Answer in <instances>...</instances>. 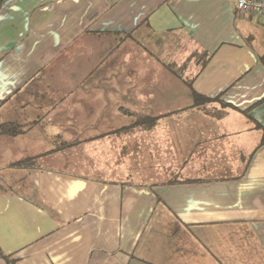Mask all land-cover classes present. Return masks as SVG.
Instances as JSON below:
<instances>
[{"label": "crops", "instance_id": "obj_1", "mask_svg": "<svg viewBox=\"0 0 264 264\" xmlns=\"http://www.w3.org/2000/svg\"><path fill=\"white\" fill-rule=\"evenodd\" d=\"M263 54L236 0H5L0 251L264 264Z\"/></svg>", "mask_w": 264, "mask_h": 264}, {"label": "trees", "instance_id": "obj_2", "mask_svg": "<svg viewBox=\"0 0 264 264\" xmlns=\"http://www.w3.org/2000/svg\"><path fill=\"white\" fill-rule=\"evenodd\" d=\"M4 2L5 0H0V8ZM259 61L261 65L264 67V54L259 58ZM193 101L195 105H199V104L201 105V104L209 103L211 100L208 98L199 97L193 93ZM155 121H156L155 118H139L135 120L133 124L136 126H144V125L147 126L148 122L154 123ZM261 142L264 143V135ZM0 258L4 259L7 264H15V262L9 256L4 255L1 251H0Z\"/></svg>", "mask_w": 264, "mask_h": 264}, {"label": "built area", "instance_id": "obj_3", "mask_svg": "<svg viewBox=\"0 0 264 264\" xmlns=\"http://www.w3.org/2000/svg\"><path fill=\"white\" fill-rule=\"evenodd\" d=\"M236 8L243 13L264 17V0H236Z\"/></svg>", "mask_w": 264, "mask_h": 264}, {"label": "rangeland", "instance_id": "obj_4", "mask_svg": "<svg viewBox=\"0 0 264 264\" xmlns=\"http://www.w3.org/2000/svg\"><path fill=\"white\" fill-rule=\"evenodd\" d=\"M160 179V177L158 178H155V179H151V178H148L147 176L145 177V178H143V179H140V181H142L144 184H148V182H153V180L154 181H157V180H159Z\"/></svg>", "mask_w": 264, "mask_h": 264}]
</instances>
